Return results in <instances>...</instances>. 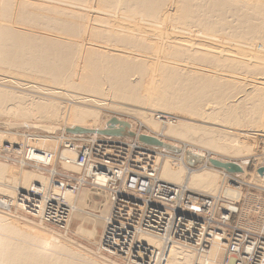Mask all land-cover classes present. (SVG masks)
Here are the masks:
<instances>
[{
	"label": "bare ground",
	"instance_id": "6f19581e",
	"mask_svg": "<svg viewBox=\"0 0 264 264\" xmlns=\"http://www.w3.org/2000/svg\"><path fill=\"white\" fill-rule=\"evenodd\" d=\"M0 3L2 4L0 9L1 72L14 76H19L20 72L19 65L13 64L4 51L5 48L14 46L15 49L25 50L35 45L30 48L32 53L25 50L30 57L24 58L26 62L21 64L36 66L37 70L34 74L42 70L41 80L57 86V90L61 91L56 92V87L51 88L50 94L58 93L57 95L64 96L65 92L70 90L90 94L84 98L79 97L78 101L93 103L94 106L100 107L110 106L111 108L112 106L113 108L114 106V109L116 107L134 114L143 122L140 125L145 126L144 130L136 129L134 123L123 119L118 114L107 118L103 125H99V113L73 106V102L63 106L36 97L37 100L19 92L0 89V146L7 147L10 152L18 153L23 150L24 143L19 141L21 137L41 138L42 141H32L44 153L42 158L50 157L47 158L48 163L55 168H51L49 173L52 172L51 174L54 173L68 180L64 184L53 180L52 186L49 182L43 189L40 186L43 183L41 179L40 184L34 181V176H23L18 170L8 171L0 166V185L3 187V196H19L12 200L0 196V210L11 214L20 211L28 215L24 208L27 203L33 202L36 204L34 212L42 217L44 203L49 200H58L68 207L67 218L61 226L58 221L51 220L54 226L52 228L62 232L65 229L67 232L71 225V220L67 221L68 216L71 211L77 214L81 212L78 201L88 197V193L84 190L86 187L93 186L97 191V193L94 191L93 195H98V208L101 206L98 192H106L107 209L95 215L94 220L89 224L79 223L75 227L74 234L77 233L94 242L100 251V240L111 214L113 194L104 187L106 176L96 175L91 181L87 179L88 173L80 166L79 151H77L81 149V152L86 145L80 148L72 142H63V145L72 143L70 149L64 147L69 150L68 152L76 154L75 159L61 155L59 159L51 160L55 157L54 140L59 139L57 132L64 133L69 140L76 138L102 147V152L108 156L111 165L118 173L131 169L133 173L139 174L135 172L140 171L141 159L139 158L131 159L132 164L127 167L120 169V166L124 158H128V152L133 147L148 149L158 156L156 163L148 172L155 184L156 181L163 182L158 178L159 176L166 177L168 181L164 180L165 184L177 187L179 190V192L174 190L177 195L173 194L169 202H178L181 192L192 194L196 184L207 190H213L212 188L217 185L219 189L217 193L215 192L217 195L213 197L215 200L213 202H222L226 207L225 210L232 208L234 204L232 200H236L233 197L236 182L239 181L236 178L244 175V165L247 164L250 156L243 154L246 150L251 152V145L257 139L256 136H252L251 132L254 130L251 128L264 129V0H0ZM76 16L81 17L76 18ZM102 18L105 23L101 21ZM46 50H48L47 53H45ZM58 51L73 56L69 78L64 82L65 84L55 75H51L53 69L57 70L61 67L62 59L52 57ZM8 63L7 68L5 65ZM166 73H170L174 78H180L186 84L188 81L194 83L193 85H198L201 90L208 89L204 96L210 99L214 92L221 90L228 91V96L219 103H212L213 105L208 102L212 105L211 107L210 104L209 107L206 104L209 100L205 99L202 103L187 107L185 110L176 109L182 103L180 91L167 89L166 84L163 85L164 88L157 84ZM4 79L1 81L5 83ZM143 83L141 89H137V85ZM31 88L36 90L37 87L31 86ZM106 90L115 101L102 103L103 101L99 100V95L103 97L104 94L103 99H107ZM95 95H98V100L94 98ZM65 97L67 98L66 94ZM73 100L76 101L75 97ZM146 104L155 105L153 107L158 112L170 111L182 115L177 117L175 124L162 127V124L161 126L159 123L152 122L149 114L140 111ZM129 107L132 109H125ZM226 116L231 119L225 120ZM61 118L69 122L70 126L61 127L58 123ZM202 122H224L231 127L226 128L227 125L225 128L228 130L215 128L219 127L218 123V125H211L210 128L200 129L195 123ZM75 129L80 132L75 133ZM249 130L252 131L249 132ZM68 133H72L73 136ZM163 135L175 136L178 140L197 142L199 144L195 145L201 147L196 146L197 148L194 149L186 144L181 147L168 142L167 138H160ZM141 137L155 140L162 146L141 142ZM118 145L125 149L118 150ZM163 145L173 148L175 152L168 151ZM76 147L77 149L74 150ZM220 149L228 152L227 155L230 154V156H242L240 157L242 160L230 161L220 158V155L212 157L210 153L218 152L217 150ZM177 151L179 152L176 153ZM185 154L193 156L195 163L199 162L197 159L199 158L200 165L190 168L186 163ZM259 157L263 165L253 174L256 182L243 183V185L249 187L248 189L253 187L262 192L264 171L262 173L259 171L264 169V150ZM19 159L12 161H16L19 165H26L24 158ZM173 160L177 163L173 164ZM102 161L103 159L95 157L91 161V168L93 170L99 167L111 168V166H105ZM34 167L37 168V166ZM56 169L62 172H56ZM183 171L186 172L185 177H183ZM194 171L198 173L191 176ZM216 173L222 174L226 180L225 184L223 183V189L219 186L218 178L220 177H216ZM122 183V193H126V180L122 179ZM48 191L55 197L43 200L42 193ZM166 191L165 188L164 191L162 189L154 191L160 197V200L154 201L163 206L174 203H168L163 199L166 197ZM171 192L172 189H170ZM62 194L65 196L64 200ZM96 195L93 197L96 198ZM242 199L239 200L240 225L260 229V226L248 224L246 219L255 212L256 205H259V215L262 214L264 199H261L260 195L251 194L244 195ZM3 215H0V227L8 229L5 237L10 240L3 241L0 234V264H101L54 239V235L49 233L44 236L15 223L11 220L12 217L9 219L10 217ZM31 218L40 225L44 224L38 219ZM117 235L108 241V244H112V248L103 249L109 257L116 256L118 259L122 256H118ZM18 236H22L23 239L13 241V237ZM64 240L69 242L67 238ZM136 241L151 251L163 252V249L162 251L158 249L160 250L162 245L164 248L166 239L152 234H143L138 236ZM195 253L197 252L187 247L174 245L169 253L166 252L159 259V264H194L198 261ZM96 254L100 256L99 252ZM208 256L212 261H219L221 258L217 247L210 248ZM156 259L158 258H153V260ZM106 260L104 261L108 264H116L109 259Z\"/></svg>",
	"mask_w": 264,
	"mask_h": 264
},
{
	"label": "built area",
	"instance_id": "2783aa9c",
	"mask_svg": "<svg viewBox=\"0 0 264 264\" xmlns=\"http://www.w3.org/2000/svg\"><path fill=\"white\" fill-rule=\"evenodd\" d=\"M77 143L79 141L75 142ZM64 146L71 148L72 143ZM85 147L81 152L78 149L80 158L78 160L82 169L95 157L103 159L105 166H111L109 169L94 168L91 174L106 176L104 187L113 194L111 214L100 240L102 252L107 253L104 249L112 248L108 241L118 234V255L124 258H119L123 260L122 264H159V259L166 252L169 253L174 245L196 251L198 261L194 264H264V211L259 215V205L254 206L255 212L247 217L246 222L260 226V229L240 225L239 203H234L230 210H225L222 202L197 200L181 192L176 204L163 206L154 201L155 182L148 173L153 165L154 152L133 147L128 152V158H124L120 169L131 165V159L139 158L140 171H135L139 174L130 171L118 173L108 156L102 152V147L91 142ZM120 149L125 148L118 145V150ZM122 179L126 180V193H122ZM262 179L264 180V177ZM56 181L64 184L68 180L60 176ZM258 195L264 199V190ZM35 208L36 204L30 202L26 204L24 210L30 217L48 226L54 227L51 220L58 221L61 226L67 218L68 207L58 200L44 203L42 217L34 212ZM62 228L64 229V225ZM143 234L166 239L163 252H154L139 244L136 238ZM212 247H217L220 251L219 261H212L208 256Z\"/></svg>",
	"mask_w": 264,
	"mask_h": 264
},
{
	"label": "rangeland",
	"instance_id": "374dc122",
	"mask_svg": "<svg viewBox=\"0 0 264 264\" xmlns=\"http://www.w3.org/2000/svg\"><path fill=\"white\" fill-rule=\"evenodd\" d=\"M133 3H134V1H133ZM1 6H2V4L0 3V9H1ZM76 14L81 15L80 13H76ZM120 14L122 15V13H120ZM79 17H81V16H76V18H79ZM116 17L118 19V14L116 15ZM101 21H103V23H105V21H104L103 18H102ZM117 24H118V21L116 22V25ZM103 26H105V25H103ZM189 35H191V34H189ZM191 36H189V37H191ZM32 47H35V45L34 46H31V47H29V49H25V50L27 52H29V53H32L30 51V48H32ZM25 50L15 49L14 46H9V47L5 48L4 51L7 53L8 57L12 60L13 64L19 65L20 72L18 73L19 76H14L12 74H8V73H4V72H1L0 71V89L1 90L11 91V92H19L22 95H25V96H28V97H31V98H34V99H37L38 98V99H43V100H47V101H52L54 103H59V104H61L63 106L64 105L66 106V105L70 104V102H73L72 103L73 106L81 107L82 109H88L90 111H94V112L99 113V116H100V123H99V125H103L104 122H105V120L107 118H109L111 116H114V114H118V115L122 116L123 119L128 120L129 122L134 123V128L140 129V130H144L145 126L144 125H140L141 123L143 124V122L139 118H137L134 114L132 115L131 113L125 112V111L120 110L118 108L116 109V107L114 109V106H113V108H112V106H111V108H109L110 106H108V107L107 106L106 107L105 106H101L100 107V106H97V105L94 106L93 103L90 104L89 102H84V101H81V100H79L80 102L78 101L79 97L84 98V96H87V95H90V94L82 93V92L75 91V90H72V91L70 90V92L69 91H66L68 93L65 92V94H66V96H67L68 99L65 97V94H64V96L63 95L61 96V94L57 95L58 93H55L54 95L53 94H50L49 90L51 88H55L56 87L55 88V91L56 92H61V91L60 90H57L58 89L57 86H53V85L49 84L48 82H44V81L41 80L40 76L42 75V70H39V73L38 74H34V72L37 70V67L36 66H34L32 64H21V63L26 62V59H24V58L30 57L26 53ZM47 51L48 50H46L45 53H47ZM54 56L59 57V58L62 59L61 62H60L61 63V67L59 69H57V70H54L53 69L52 72H51V75H55L63 84H65L64 82L69 78V74H70V64H71V62L73 60V56L69 55L68 53H60L59 51H58V53L52 55V57H54ZM5 66L8 68L9 63L6 64ZM4 78H7V79H4ZM1 79H4L5 80V83H4V81H1ZM10 79H12V80H10ZM28 80H30V81H28ZM9 81H12V82L14 81L13 82L14 84L12 82L10 83ZM24 84L25 85L27 84V86H24ZM157 84H159L160 87H162V88H164L163 85L166 84L169 87L168 88L166 86L167 89H170V90H179L180 91V93L182 95V103L180 104V106L176 107V109L183 108L182 110H185L187 107L193 106L195 104L202 103L205 99H208L209 100V101H206L207 102L206 104H208V107H209V104L210 103L211 104L212 103H219L226 96H228V91L221 90L220 92H214L212 98L210 99L209 97L204 96L205 92L208 89L201 90V89H199L198 85L194 86L193 85L194 83H190L189 81H188V84H186L180 78H174V77H172L170 73L163 74V76L160 78V82L157 83ZM37 85H39V86L41 85V86L39 87ZM142 85H144V83L143 84H138L137 85V89H141ZM31 86L37 87V88H35L36 90H34L32 88L30 89ZM42 86L45 87V88H43ZM25 87H27V88H25ZM44 90L45 91L48 90V91L45 92ZM37 91H39V92H37ZM76 92H77V94H76ZM106 92H107L106 97L107 96L108 97H107V99L106 98L105 99L107 101H105V99H103L105 94L103 95V97H100L102 95H99V100L103 101L102 103H106V102L109 103L110 100H114L115 101V99H113L112 96L110 94H108V91L107 90H106ZM74 94H76V95H74ZM56 95L58 97H56ZM208 95H210V94H208ZM44 96H46V97H44ZM72 96L75 97L76 101L73 100L74 97H72ZM94 98H96L98 100V95H95ZM215 99H217L218 101L217 102H215V101L213 102V100H215ZM114 101H112V102H114ZM208 102H210V103H208ZM174 103H176V102H174ZM211 104H210V107L213 105V104L212 105ZM153 106H155V105L146 104V106L144 108L140 109V111H143V112L149 114L151 121L154 122V123H156V124L157 123H159L160 125L162 124L163 125V126L161 125L162 127L169 126L172 123L175 124V122L177 120V117L179 115H182V114H177V113L170 112V111H161V112H158V110L156 108H154ZM107 108H109V109H107ZM125 109H129L130 110L132 108L129 107V108H125ZM135 110H137V109H135ZM227 119H231V118L228 117V116H226L225 117V120H227ZM139 121H141V122H139ZM64 122H66V123H64ZM161 122H163V123H161ZM58 123H59V125H61V127L70 126V123L67 122L64 118H61ZM218 123L217 122H214V123L213 122H202V123H195V124H196V126L200 127V129H207V128H210L211 125L213 126V124L214 125H218ZM221 123H223V124H221ZM221 123H219V125H218L219 127H215V128H219V129H222V130H228L226 128L231 127L227 123H225L226 125L224 124V122H221ZM145 124H147V123H145ZM251 129L254 130V131L249 130V132L252 131L251 132L252 133V136L253 135H254L253 137L256 136L255 138H257V139H255L254 140V143H252V145H251V152L252 153L250 152V150H248L249 153L246 150L245 151V154H243L245 156L246 155H250V156H249L248 162H246L247 164L244 165V167H245V169H244L245 170L244 175L236 178L239 181L236 182V188L234 190V195H233L234 199H236V200L233 201L232 200L233 198H231V200H232L233 203L238 202L240 204L239 200H243L242 198L246 194L258 195V193H259V191L257 189H255L253 187H250L251 189H248L249 187L247 188L246 185H243V183H246V184L253 183L254 184L256 181H255V178H253L254 177L253 174L255 172H257V168H260L263 165V162H261V158L259 157V155L264 150V129H262V130L259 129L260 132H261L260 133L259 130L256 128L257 132H259L260 134L256 132L255 128H251ZM194 132L200 133L199 131H194ZM56 135L59 137V139H58V141L57 140H54V143H55V147L56 148H55V151H54L55 152V155H54L55 157H52L51 158L52 161L59 159V157L61 155L62 156H70V157H73V159H75L76 154H74V153L72 154L71 152H68L69 151L68 149H70V148L66 149L64 147V145L62 144L63 142H66V141L72 142L75 146L80 147V148L81 147H84V145H87L88 143H90V142H83L82 140L76 139V138L69 140L68 138H66L68 136H66L64 133L62 134L61 132H57ZM68 135L73 136L72 133H68ZM259 135H261V136H259ZM13 138H15L14 140H16V137L13 136ZM33 138L34 137H31V136L21 137V139L18 138V140L20 139L19 141H21L22 143H24L23 144V148H22L23 150L20 151V152H18V153L17 152H14V153L13 152H10V150L7 147H1L0 146V166L2 168H4V169L8 170V171H13L14 169H15L14 171H17L18 170L19 173H22L23 174V176L24 175H26L27 177L28 176H31V177L34 176L35 177L34 178V181L40 182V184L42 183L41 181H43V183L40 186L44 189L45 185L48 186L49 182H50V185H51V183H52L51 181H53V180L56 181L55 180L56 178L60 179V176H56L54 173L51 174L52 172L49 173V171L51 170V168L54 169L55 167L53 165H52L53 166L52 167L51 164L48 163L49 162L48 159L50 157L48 156L47 157L48 159L47 158L46 159L45 158H42L44 156L43 155L44 153L39 149V146L37 148V146L33 144V141L34 140L35 141H42V139L41 138H38V137H35L34 139ZM160 138H167L168 139L167 140L168 142H171L172 144H176V145L181 146V147L184 144H186L188 147H192L194 149L197 148L196 146H199V145H195V144H199L197 142H190V141L178 140V139H176L175 136H171V135H163V137H160ZM39 139H41V140H39ZM76 141H79V143L75 144ZM30 144L31 145L33 144V145L31 146ZM24 145H26V146H24ZM77 147L74 150H76ZM199 147H201V146H199ZM199 147H198V150L200 149ZM203 148L204 147H202V149ZM202 149H201V151H202ZM39 151H41L42 154L39 153ZM168 151H170V150H168ZM217 151L219 153L218 152L210 153L211 155H213L212 157H214V156L217 157V156L220 155L221 156L220 158L226 159V160H230V161L231 160H235V161L242 160L240 158L242 156H238V157L236 156V157H234L232 155L230 156V154L227 155L228 152H224L223 149H220V150H217ZM222 151H223V153H222ZM178 152L179 151H177L176 153H178ZM224 153L227 156L226 155H223ZM34 154L35 155L37 154V156H35ZM239 154H235V155H239ZM29 155L31 156V158H30ZM21 157H22V159L24 158L23 159L24 161L26 160L25 161L26 162V165H19L16 161H12V160H15V159L18 160ZM156 157H158V156H155L154 155V157L152 158L153 159L152 160L153 161V165L151 166V168L156 163ZM185 157H186V159H185L186 160V163L188 164V166H190V168H194V167L200 165V163H201L199 158H197L199 160V162L198 163H195L196 160L194 159L193 156H188V155L185 154ZM38 158H41V159H38ZM35 159L38 160V161H36ZM41 160H44V161L42 162ZM60 163H62V162H60ZM172 163L175 164V163H177V161L176 160H173ZM46 164H48V165H46ZM34 166H37V168L34 167ZM55 166H56V164H55ZM91 167H92V164L90 162L89 165L85 169H83V171H86L88 173V178L87 179L89 181H91L92 179L94 180L93 176L91 175L94 171H93V169ZM58 171H60V169H56V172H58ZM128 171H130V173H133V171H131V169L128 170ZM128 171H126V172H128ZM60 172H62V171H60ZM183 172H184L183 177H185L186 176V172L185 171H183ZM196 173H198V171L192 172L191 173V176L196 175ZM211 173H214V172H211ZM80 174H81V172H80ZM215 175H216V177L217 176L220 177V178H218L219 179V186L223 189V186L225 184L224 181H226V180H224V177H223L222 174H217L216 173ZM90 177H91V179H90ZM158 178L161 179L163 182H161V183L159 181L156 182V184H155V190L154 191L155 192H156V190H158V191L160 190L161 191V189H162V191H164V188L167 189V191L165 192L166 197L163 198V199L164 200H167L168 203L174 202V201H170L169 202V200H171L170 197L173 194L177 195L176 192H179V190H177V187H173V186L166 185L165 184V181H164V180H167L168 181V179L166 177H162L161 178V176H159ZM40 179H41V181H40ZM152 181H153V179H152ZM194 181L198 182L197 180H194ZM57 182H59V181H57ZM169 187H172V188H169ZM193 187H195V186H193ZM193 187H192V189H193ZM196 187L193 189V193L194 194L193 193L190 194L193 198H195V199L197 198V200L198 199H206V198H208L206 200H212V201L215 202V200H213V197L217 195L216 193H217V191L219 189V187L217 185H216V187L214 186L212 188L213 190L209 189L210 191L207 190V189H205L203 186L202 187L198 186L197 184H196ZM2 189H3V187L0 185V196L1 197L10 198L11 200L12 199H15V198L16 199L19 198V196H14V197L13 196L12 197L3 196ZM45 189H47V187ZM85 189L86 190H84V192L85 193L86 192L88 193V197H84V199H82V200L79 197L80 200L78 201V204H79V208H80L81 212H79V214H77V212L74 213L73 211H71L70 215L68 216V220H67V221H70L71 220V222H70L71 225L69 226V231H67V232L65 231V229H64L63 232H62V230H59L57 228H56L57 230H55L54 228H52V226H48L46 224L40 225V224H38V222H35L34 219H32L31 217H29L28 215L25 214L27 216L26 217L24 215V213H22L20 211L11 214L9 212L0 210V215H3L4 214L3 216H6L7 218L10 217L9 219H11V217H12L13 219H11V220L12 221H15V223H18L21 226L23 225L22 227H25V228L28 227L30 230H34L37 233L39 232L40 234H42L44 236L49 235V233H50L51 235H54V237L52 236L54 239L60 241L61 243H64L65 245H69L73 249H76L78 252L86 255L87 257H89V258H91V259H93L95 261H98L101 264H108L107 263L108 261L106 259H109V261L116 262V264L117 263L118 264H122V261L123 260H121V259H123V258H121V259L118 258L117 259L116 256H110L109 257V254H107L105 252H102L101 249L99 251L98 250L99 248L95 245L94 242L88 240L84 236L77 235V233L74 234L75 233V229H76L75 227L79 223L82 222L83 224H86L87 225V223L89 224L90 222H92V220H94V216L95 215L97 216L98 214H100L101 211H103V210L106 211V209H107V194H106V192H98V193H100L99 194L100 195L99 199H100V204H101V206H99V208H98L97 207L98 206V204H97V202H98V195L94 194V195H96V198L93 197L94 196L93 195L94 191L97 193V191L95 190L96 188H93V186L91 188V186H89V187H86ZM170 189H172V192L171 193H170ZM195 189H198V190H195ZM203 190H205V191L207 190V191L205 192ZM224 190H225V187H224ZM211 191L212 192L214 191V192L213 193H210ZM237 191H238V193H237ZM44 192L42 193L43 200H46L48 197H55V195L54 196H51L49 194V191L46 192V193H44ZM64 194H65V191H64ZM64 194H62L63 200L65 198ZM154 198H155V200H160V197L157 194H155V193H154ZM176 202L177 201H175L172 204H175ZM224 208H226L225 205H224ZM7 232H8V229L7 228H5L3 226L0 227V234H2L3 241H4V239H7L8 241L10 240L8 237H5ZM21 237L22 236L13 237V241H16L18 239H19V241H21L23 239ZM64 238L69 239V242H67L66 240H64ZM162 249H163V245H162V247H161L160 250L158 249V251H162ZM98 252H99L100 256H98L96 254ZM101 258H103V260ZM104 260H106L107 262H105Z\"/></svg>",
	"mask_w": 264,
	"mask_h": 264
},
{
	"label": "water",
	"instance_id": "95a60500",
	"mask_svg": "<svg viewBox=\"0 0 264 264\" xmlns=\"http://www.w3.org/2000/svg\"><path fill=\"white\" fill-rule=\"evenodd\" d=\"M74 132L75 133H78V132H80L78 129H75L74 130ZM116 133V132H115ZM140 141L141 142H144V143H148V144H151V145H157V146H161L162 144L161 143H159V142H157V141H155V140H152V139H149V138H144V137H141L140 138ZM163 147L165 148V149H167V150H170V151H172V152H175V150L173 149V148H170V147H168V146H165V145H163ZM174 151H173V150ZM219 165V164H218ZM225 169H226V167H224ZM264 171V169H262V170H260L259 172L260 173H262Z\"/></svg>",
	"mask_w": 264,
	"mask_h": 264
}]
</instances>
